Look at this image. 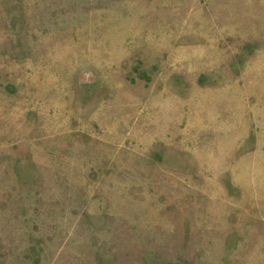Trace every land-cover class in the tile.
<instances>
[{
    "label": "rangeland",
    "instance_id": "374dc122",
    "mask_svg": "<svg viewBox=\"0 0 264 264\" xmlns=\"http://www.w3.org/2000/svg\"><path fill=\"white\" fill-rule=\"evenodd\" d=\"M0 264H264V0H0Z\"/></svg>",
    "mask_w": 264,
    "mask_h": 264
}]
</instances>
